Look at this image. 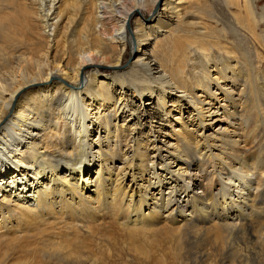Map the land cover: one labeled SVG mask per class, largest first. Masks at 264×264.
I'll return each instance as SVG.
<instances>
[{
    "label": "bare ground",
    "instance_id": "bare-ground-1",
    "mask_svg": "<svg viewBox=\"0 0 264 264\" xmlns=\"http://www.w3.org/2000/svg\"><path fill=\"white\" fill-rule=\"evenodd\" d=\"M99 229L264 264V0H0V264Z\"/></svg>",
    "mask_w": 264,
    "mask_h": 264
},
{
    "label": "rangeland",
    "instance_id": "rangeland-1",
    "mask_svg": "<svg viewBox=\"0 0 264 264\" xmlns=\"http://www.w3.org/2000/svg\"><path fill=\"white\" fill-rule=\"evenodd\" d=\"M262 4V2H259V4H258V6L259 5H261ZM127 52H129V48H128V51ZM126 54V58H125V61H129L130 60V55L128 56V53H125ZM101 71H103V72H110L111 70H108L107 68H104V69H101ZM102 231L103 229H99V231ZM99 231H98V236L101 234V231H100V234H99ZM102 232H104V238L102 237V235L101 236H99V238H96L95 239V243H91L90 245H92V244H94L95 246L97 245V251H96V249H95V247H94V245H92V247L94 248L93 249V251L94 252H96V254H98V256H99V254H100V258L102 259V260H104V262H106V260H107V262H109V264H129L130 262H128V261H131V263L130 264H176L177 263V258H176V256L175 255H173L174 254V252H173V250L171 249V247H169V245H168V247H163L162 246V243H161V240H159L158 241V243H150V245H145V244H143V247L146 249V251H147V255H145L146 257H144V254H141L142 253V251H140V253H139V251H135L134 250V247H135V245L134 244H132V246H133V252L131 251L130 252V250L132 249V248H130V246H131V242L129 241V240H127V238H125V237H122L121 235H111L110 233H108V232H106V230H103ZM106 234H108V237H107V235ZM106 236V237H105ZM117 236V237H116ZM119 236H121L120 237V239H119ZM103 238V240H104V242L102 241V239L101 238ZM112 237H114V238H112ZM115 237H116V239H115ZM112 238V239H111ZM124 238V239H123ZM88 239V238H87ZM101 239V240H100ZM114 239V240H113ZM122 239V240H121ZM96 240H97V242L99 243L100 242V244H98L97 242H96ZM109 240H113V241H109ZM117 240V241H116ZM103 243H102V242ZM120 242V244H119V242ZM124 243H123V242ZM129 241V242H128ZM108 242H109V244H108ZM112 243H115L116 244V246H115V244H112ZM122 243L124 244V245H122ZM128 243V244H127ZM140 243V242H139ZM139 243H137V244H139ZM103 244L105 245L104 247H103ZM106 244H108L109 246H107ZM110 244H112V245H110ZM126 244V245H125ZM130 244V245H129ZM136 244V243H135ZM99 245V246H98ZM120 247L121 245H122V247H120V248H122V249H119V247ZM128 245V246H127ZM100 246L101 247H103V248H105L106 249V251L103 249H101L100 248ZM113 247V249H111L110 247ZM124 246H125V248H124ZM152 247V248H150V247ZM91 246H90V248H92ZM98 247H99V250H98ZM108 247V248H107ZM148 247V248H147ZM118 249L119 250V252L121 253V257H122V255H124L122 258H120V256L118 255V254H120L119 252H117L118 250H116V249ZM130 248V249H129ZM107 249H108V251H107ZM110 249H111V251H110ZM114 249H115V251H114ZM126 249V250H125ZM149 249H152V250H149ZM128 250V251H127ZM148 250H149V254H148ZM102 251V252H101ZM126 251V252H125ZM104 252V253H103ZM106 252H107V255H108V258H106L107 256H106ZM111 254H113V255H111ZM130 252V253H129ZM136 252V253H135ZM173 252V254H171ZM109 253V254H108ZM114 253H116V255L114 254ZM118 253V254H117ZM123 253V254H122ZM135 253V254H134ZM126 254V255H125ZM131 254H133V255H131ZM137 254V255H136ZM103 255V256H102ZM111 255V256H110ZM141 257H140V256ZM153 255V256H152ZM110 256V257H109ZM116 257V258H114V257ZM153 258H152V257ZM117 257H119L120 258V261H119V258H117ZM133 257V258H132ZM155 257V258H154ZM123 258H125V259H123ZM140 258H141V260L143 259V258H146L147 260L145 261V259H143V263L141 262V260H140ZM175 258V259H174ZM109 259H111V260H109ZM116 259V260H115ZM128 259V260H127ZM118 260V261H117ZM176 260V261H175ZM117 261V262H116ZM122 261V262H121ZM127 263H126V262ZM174 261L176 262V263H174ZM115 262V263H114ZM121 262V263H120ZM161 262V263H160ZM108 264V263H107Z\"/></svg>",
    "mask_w": 264,
    "mask_h": 264
}]
</instances>
